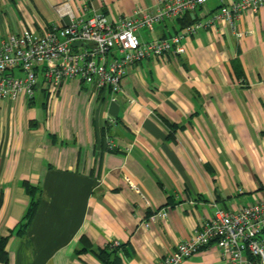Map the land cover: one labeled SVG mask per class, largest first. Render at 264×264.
<instances>
[{
  "label": "crops",
  "instance_id": "0c3cea01",
  "mask_svg": "<svg viewBox=\"0 0 264 264\" xmlns=\"http://www.w3.org/2000/svg\"><path fill=\"white\" fill-rule=\"evenodd\" d=\"M65 1L0 0V41L66 25L56 11ZM69 1L77 16L98 12L109 21L155 12L159 3L93 0L84 12L80 0ZM220 6L208 0L137 35L169 37L213 20ZM233 25L215 20L184 39L185 53L131 65L116 101L79 78L54 94L42 75L32 99L0 100L5 264H158L217 208L264 197V6ZM26 184L40 201L21 232ZM157 210L168 215L147 227ZM114 241L121 246L101 255ZM181 264L224 261L210 245Z\"/></svg>",
  "mask_w": 264,
  "mask_h": 264
},
{
  "label": "built area",
  "instance_id": "2783aa9c",
  "mask_svg": "<svg viewBox=\"0 0 264 264\" xmlns=\"http://www.w3.org/2000/svg\"><path fill=\"white\" fill-rule=\"evenodd\" d=\"M92 1L80 0L81 10L87 11ZM218 1L221 6L213 20L196 21L174 35L149 42L139 39L140 28L152 30L156 24L184 18L208 0H159L155 12L143 11L140 17L134 14L116 21L98 12L87 18L77 16L69 0L62 2L56 11L69 19L66 25H55L44 34L26 30L0 41V100L32 99L42 75L54 94L67 80L79 78L93 88L106 90L109 100L116 101L131 65L167 53L183 54L186 37L207 29L215 20H228L233 25L242 15L256 13L264 6V0ZM114 147L109 140L108 148ZM167 215L166 210H157L145 225L150 227ZM210 245L218 248L224 264H264V197L235 209L217 208L204 227L195 229L190 239L177 244L158 264H181Z\"/></svg>",
  "mask_w": 264,
  "mask_h": 264
},
{
  "label": "trees",
  "instance_id": "16d2710c",
  "mask_svg": "<svg viewBox=\"0 0 264 264\" xmlns=\"http://www.w3.org/2000/svg\"><path fill=\"white\" fill-rule=\"evenodd\" d=\"M188 14H186L184 16V19L187 17ZM182 19V18H181ZM27 188H28V192L30 194V204H29V208L27 209V212L24 216L23 222L21 224V232H23L24 230H26V228L28 227L29 223L31 222V220L33 219V216L36 213L39 201H40V197H37V195H35L36 192V188H34L33 186H30L28 184ZM10 238V234L9 235H2L0 236V264H5L8 262L9 260V255H8V251H7V243L8 240ZM121 245L118 246H113L112 244L110 245V247L105 248L102 252V254H106L108 256V254H113L114 250L117 249L118 247H120ZM105 260L107 261V263L109 264H114L109 262L108 258H105ZM118 259L116 258V260L114 259V262H116L117 264Z\"/></svg>",
  "mask_w": 264,
  "mask_h": 264
},
{
  "label": "rangeland",
  "instance_id": "374dc122",
  "mask_svg": "<svg viewBox=\"0 0 264 264\" xmlns=\"http://www.w3.org/2000/svg\"><path fill=\"white\" fill-rule=\"evenodd\" d=\"M41 77H42V76L40 75V78H41ZM40 78H39V79H40ZM145 200H146V199H145Z\"/></svg>",
  "mask_w": 264,
  "mask_h": 264
}]
</instances>
